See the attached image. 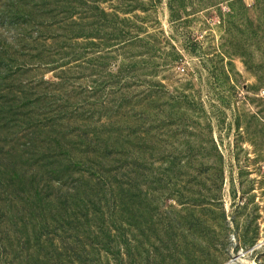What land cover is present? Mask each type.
Masks as SVG:
<instances>
[{
  "label": "rangeland",
  "instance_id": "obj_1",
  "mask_svg": "<svg viewBox=\"0 0 264 264\" xmlns=\"http://www.w3.org/2000/svg\"><path fill=\"white\" fill-rule=\"evenodd\" d=\"M5 1L22 4L0 0V207L30 196L12 186L17 172L63 177L52 196L81 180L119 181L123 219L87 223L120 230L118 245L101 238L113 244L110 263L264 264V122L251 120L261 107L243 98L254 79L240 59L218 60L229 39L223 0H186L180 23L170 0L156 1L121 36L88 3L74 25L54 0H27L15 17ZM218 65L237 80L234 95L218 85ZM47 208L48 219H73Z\"/></svg>",
  "mask_w": 264,
  "mask_h": 264
},
{
  "label": "trees",
  "instance_id": "obj_2",
  "mask_svg": "<svg viewBox=\"0 0 264 264\" xmlns=\"http://www.w3.org/2000/svg\"><path fill=\"white\" fill-rule=\"evenodd\" d=\"M21 1L20 9L13 1H10V4L5 1L3 7L11 11L13 17L18 16L23 13L24 6L28 4L27 0ZM54 1L56 9L62 7L63 13L74 25H79L78 21L83 22L84 19H79V15L73 10L80 6L81 2L85 5L88 3V8L99 11V16L93 17L98 18L101 27L110 28L121 36V32L129 33L141 28L136 27L137 21H133L140 18L135 15L136 11L146 13L149 11V4L160 0ZM185 2L186 0L169 1L170 17L173 23L184 20ZM48 4L42 1L38 6L45 8ZM104 4L108 6L105 7ZM218 11L220 13L218 18L224 24L225 33L229 37L228 43L222 45L223 52L218 54V60L224 63L227 57H238L245 71L254 79L252 84H246L242 89L246 93L244 99L261 107L251 117L253 123L257 125V121L264 122V100L257 97L258 92L264 89V0H252L250 4H247L245 0H223L218 3ZM143 23L144 21H141L140 24L143 25ZM119 36L115 35L113 39L124 38ZM86 38L103 39L97 35ZM105 45L108 44L105 43ZM47 62L50 63L51 59H47ZM224 68L223 65H218V85L234 95L239 88L237 80L224 76ZM231 81L234 84H231ZM238 118L236 117L237 120ZM247 134L258 136V131ZM9 176L10 174L6 180ZM11 178L13 187L28 190L30 196L25 199L24 206L20 205L21 208L10 196L0 207V264H113L109 259L110 247L113 244L111 241L103 243L101 238L107 232V238L118 239V245L120 230L115 228L114 234L111 229L100 230V234L92 232L91 226L87 223L95 219H123L122 182L114 181L105 184L104 179H87L90 186L86 187L85 180H81L74 188V193L68 197V195L57 196V193L54 196L51 195L55 190V183L57 182L59 187L63 177H58L56 181L54 176L39 179L36 173L26 175L25 172H17V175ZM47 207L54 208L55 212L59 210L71 212L73 219H48L52 212ZM38 212L44 219H33ZM125 254H128L129 259L134 257L131 249ZM96 255H99L98 257L105 255V263L99 261L97 263L94 260ZM120 255L122 256V253L119 251L118 256Z\"/></svg>",
  "mask_w": 264,
  "mask_h": 264
}]
</instances>
